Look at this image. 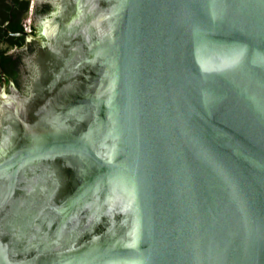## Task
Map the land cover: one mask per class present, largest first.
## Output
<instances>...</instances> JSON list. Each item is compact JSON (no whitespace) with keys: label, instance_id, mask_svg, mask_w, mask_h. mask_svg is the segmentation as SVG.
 <instances>
[{"label":"water","instance_id":"1","mask_svg":"<svg viewBox=\"0 0 264 264\" xmlns=\"http://www.w3.org/2000/svg\"><path fill=\"white\" fill-rule=\"evenodd\" d=\"M44 33L2 93L0 264H264V0H69Z\"/></svg>","mask_w":264,"mask_h":264},{"label":"flooded vegetation","instance_id":"2","mask_svg":"<svg viewBox=\"0 0 264 264\" xmlns=\"http://www.w3.org/2000/svg\"><path fill=\"white\" fill-rule=\"evenodd\" d=\"M31 5L29 8V15H31L30 27L25 29L11 30L10 25L18 21L19 17H15L14 12L18 9L15 0H0V10L9 9V15L12 13V18L3 22L4 34L1 37L0 32V48L6 49V53L12 55L14 60L18 59L21 55V59L16 64V71L20 74L19 79L7 76L3 69L2 62L0 60V121L2 119V93L4 89V95L15 96L13 88H17L22 95H29L33 89L36 76L39 74L40 60L43 54L49 49L48 37L44 33V21L48 17H53L55 12H60L65 6V2L69 0H30ZM62 15V14H61ZM74 19V17H72ZM23 17L21 22H26ZM8 22V23H7ZM61 29L59 32L66 30L64 21H61ZM7 23V24H6ZM6 24V25H5ZM6 27L12 32L26 31L37 38H31L27 35L16 36L10 34ZM58 32V33H59ZM10 37H19L23 39V44L10 43ZM4 76V77H3ZM6 78V81L5 79ZM46 227V224H45Z\"/></svg>","mask_w":264,"mask_h":264},{"label":"trees","instance_id":"3","mask_svg":"<svg viewBox=\"0 0 264 264\" xmlns=\"http://www.w3.org/2000/svg\"><path fill=\"white\" fill-rule=\"evenodd\" d=\"M15 3L19 6L17 10H15L14 15L15 17H19L18 21L14 22L10 25L11 30H18V29H25L26 23L21 22L23 17L26 19L29 16V8L31 5L30 0H15ZM10 17L9 15V9H3L0 10V32L1 37L4 34L3 31V22L8 20ZM10 43H19L23 44V39L19 37H10ZM6 49L0 48V60L2 62L3 69L5 70L7 76L14 77L15 79L20 78V74L16 71V64L19 63L21 59V55L18 57V59L14 60L12 58V55L7 54Z\"/></svg>","mask_w":264,"mask_h":264},{"label":"rangeland","instance_id":"4","mask_svg":"<svg viewBox=\"0 0 264 264\" xmlns=\"http://www.w3.org/2000/svg\"><path fill=\"white\" fill-rule=\"evenodd\" d=\"M30 20H31V15H29L28 18H26V20H25L26 21L25 23H26V27L27 28H29L30 25H31Z\"/></svg>","mask_w":264,"mask_h":264}]
</instances>
